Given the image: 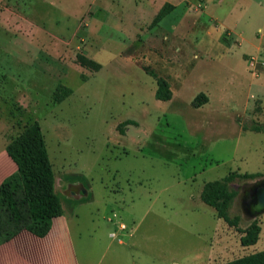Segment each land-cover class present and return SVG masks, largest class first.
<instances>
[{"label":"rangeland","instance_id":"rangeland-1","mask_svg":"<svg viewBox=\"0 0 264 264\" xmlns=\"http://www.w3.org/2000/svg\"><path fill=\"white\" fill-rule=\"evenodd\" d=\"M219 1L11 0L18 20L0 17V149L40 124L81 264H221L264 250V211H254L264 129H252L264 127V93L252 83L263 75L218 45L227 15L256 38V7ZM166 2L177 7L154 24ZM153 73L171 100L156 98ZM201 93L208 101L196 107ZM231 173L259 174L228 183L238 227L201 198L206 182ZM71 184L87 194L69 196ZM254 221L259 240L244 246Z\"/></svg>","mask_w":264,"mask_h":264},{"label":"crops","instance_id":"crops-1","mask_svg":"<svg viewBox=\"0 0 264 264\" xmlns=\"http://www.w3.org/2000/svg\"><path fill=\"white\" fill-rule=\"evenodd\" d=\"M222 1L224 0L219 2ZM250 1L256 7L249 16L250 20L253 19L254 28H257L254 32L256 38H246L238 22L232 27L226 25L225 22L229 18L227 15L220 25L224 29L223 33L229 31L227 33L229 35L219 41L218 45L223 57L235 62L240 69L251 70L253 68L251 58H259L260 73L254 71L252 74L255 77L262 74L263 79L261 82L253 80L252 83L259 86L260 92L264 93V68H262L264 67V34H261L264 29V13L259 10L260 0ZM172 4L177 7V4ZM201 5L204 8V2H201ZM0 17L4 19V23H9L10 18L17 19L16 8L11 4V0H0ZM2 25L0 24V27H3ZM233 35L236 36L235 39L232 38ZM236 70L234 71L240 72ZM7 144L0 149V264H81L70 224L72 216L67 213V207L63 202V214L53 219L51 229L45 236H38L28 229L31 216L24 201V193L1 191L3 184L17 172V165L6 150ZM74 187L76 185L71 184L68 188L69 196L79 198L82 193L87 194V190L77 191ZM56 189L58 190V177H56Z\"/></svg>","mask_w":264,"mask_h":264},{"label":"trees","instance_id":"trees-1","mask_svg":"<svg viewBox=\"0 0 264 264\" xmlns=\"http://www.w3.org/2000/svg\"><path fill=\"white\" fill-rule=\"evenodd\" d=\"M176 5L166 2L157 13L153 23L158 24L164 17L171 13ZM83 65L99 70L101 65L93 59L84 58ZM154 74V73H153ZM157 77L156 98L171 100L173 90L166 78ZM67 93H70L67 91ZM60 100V98H57ZM62 99V98H61ZM208 101L205 93L196 97L195 106L199 107ZM134 121L126 120L119 125L121 133L124 127L133 124ZM252 129L261 131L264 127L253 124ZM8 154L17 165V172L2 186L3 193H24V201L27 203L31 223L28 229L38 236H45L51 229L53 219L63 214L62 201L56 191V175L45 142L42 128L38 122H34L24 128L17 136L11 139L6 146ZM258 173H231L223 179L208 181L204 184L201 198L216 210L219 218L224 219L232 226L239 225L240 218L230 215V207L237 195L236 190L230 189L229 182L236 177L255 178ZM241 243L244 246L254 245L258 242L261 226L257 221L251 223L242 230ZM221 264H264V250L248 254Z\"/></svg>","mask_w":264,"mask_h":264},{"label":"water","instance_id":"water-1","mask_svg":"<svg viewBox=\"0 0 264 264\" xmlns=\"http://www.w3.org/2000/svg\"><path fill=\"white\" fill-rule=\"evenodd\" d=\"M258 202L255 206V212H262L264 211V188L259 189L258 191Z\"/></svg>","mask_w":264,"mask_h":264},{"label":"built area","instance_id":"built-area-1","mask_svg":"<svg viewBox=\"0 0 264 264\" xmlns=\"http://www.w3.org/2000/svg\"><path fill=\"white\" fill-rule=\"evenodd\" d=\"M261 63L258 57L251 58V65L256 66L257 64Z\"/></svg>","mask_w":264,"mask_h":264}]
</instances>
